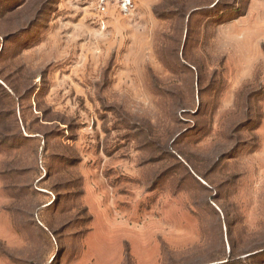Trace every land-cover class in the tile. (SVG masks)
I'll return each mask as SVG.
<instances>
[{
    "label": "rangeland",
    "instance_id": "obj_1",
    "mask_svg": "<svg viewBox=\"0 0 264 264\" xmlns=\"http://www.w3.org/2000/svg\"><path fill=\"white\" fill-rule=\"evenodd\" d=\"M0 0V264H264V0Z\"/></svg>",
    "mask_w": 264,
    "mask_h": 264
},
{
    "label": "built area",
    "instance_id": "obj_2",
    "mask_svg": "<svg viewBox=\"0 0 264 264\" xmlns=\"http://www.w3.org/2000/svg\"><path fill=\"white\" fill-rule=\"evenodd\" d=\"M100 7L103 11L106 10V6L109 4L116 3L122 12L130 13L133 9V1L132 0H100Z\"/></svg>",
    "mask_w": 264,
    "mask_h": 264
}]
</instances>
